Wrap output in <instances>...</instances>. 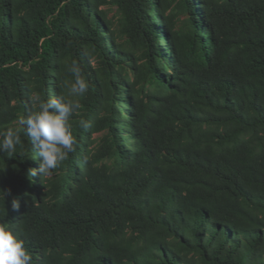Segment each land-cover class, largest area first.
<instances>
[{
  "label": "trees",
  "instance_id": "1",
  "mask_svg": "<svg viewBox=\"0 0 264 264\" xmlns=\"http://www.w3.org/2000/svg\"><path fill=\"white\" fill-rule=\"evenodd\" d=\"M35 95L80 108L51 175L0 152L31 264H264V0H0V131Z\"/></svg>",
  "mask_w": 264,
  "mask_h": 264
},
{
  "label": "clouds",
  "instance_id": "2",
  "mask_svg": "<svg viewBox=\"0 0 264 264\" xmlns=\"http://www.w3.org/2000/svg\"><path fill=\"white\" fill-rule=\"evenodd\" d=\"M74 77L68 86L70 97H82L88 91V83L82 76L80 67L73 62L68 69ZM37 108L29 110L27 115L18 117L19 127H7L0 131V152H15L17 145L21 144V131L30 138L36 152L35 157L40 158L39 168L31 172L35 176L51 175L60 162L73 152L75 139L72 134L70 118L80 108L78 99L52 97L45 100L39 95L32 97ZM80 126L86 128L87 122L80 120ZM8 189H0V198L6 200ZM20 206L15 197L11 200L12 209ZM32 257L24 247L20 235L13 229L0 224V264H31Z\"/></svg>",
  "mask_w": 264,
  "mask_h": 264
},
{
  "label": "rangeland",
  "instance_id": "3",
  "mask_svg": "<svg viewBox=\"0 0 264 264\" xmlns=\"http://www.w3.org/2000/svg\"><path fill=\"white\" fill-rule=\"evenodd\" d=\"M113 10L112 9H110L109 11H108V14H109V16H111L112 14H113Z\"/></svg>",
  "mask_w": 264,
  "mask_h": 264
}]
</instances>
